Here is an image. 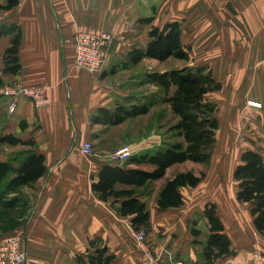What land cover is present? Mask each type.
Segmentation results:
<instances>
[{"label": "crops", "instance_id": "crops-1", "mask_svg": "<svg viewBox=\"0 0 264 264\" xmlns=\"http://www.w3.org/2000/svg\"><path fill=\"white\" fill-rule=\"evenodd\" d=\"M6 3L7 0H0V6ZM261 8L264 5L246 4L245 0H19L13 8L0 7V27L14 24L22 33L18 73L3 70V55L12 33L0 35V86L13 81L43 84L49 97L47 105L35 107L32 101L21 96L17 98L15 111L9 113V98L0 95V135L12 134L32 141V146L28 147L42 153L47 166L44 176L32 186L20 189L29 211L16 228L23 231L26 253L32 260L27 264H84L87 259L83 253L93 250L90 245L93 240L112 255L108 264L254 263L252 253L264 251V232L254 227L255 240L244 238L234 243L218 207L216 212L233 252L212 259L204 256L208 225L203 207L212 201L207 200L202 207L195 208L190 201L194 187H179L183 199L180 206L157 207L156 200L163 184L174 174L186 171L171 169L180 163L170 166L162 178L134 187V195L146 203L149 211V227L143 245L145 253L132 236L131 216L119 212L124 198L101 200L92 191L91 183L103 165L144 170L151 167L126 165L128 160L112 162L99 153L102 151L86 156L80 147L84 139H92L93 145L101 136L130 119L119 124L96 122L94 118L100 109L113 110L118 105L147 101L142 91L147 90L149 83L146 69L149 63L155 68L153 72L176 67L164 68L161 64L175 59L171 57L164 61L148 57L134 63L130 61L135 48L145 47L151 25L178 21L184 46L186 39L204 38L201 36L204 33L217 40L238 38L229 35L230 30L241 36L230 26L228 28V24L243 20L251 23V28L256 27L253 31L256 39H264V35H260L264 34V28L260 27V16H264ZM148 17H151L150 22L144 20ZM77 31L111 33L113 42L103 72L90 74L74 64L73 35ZM195 31L200 35L195 36ZM255 86L262 97V103L257 101L260 105L256 107L264 111V79L256 81ZM153 142L158 146L147 144L143 146L146 149L133 155L163 147L158 140ZM122 144V141L114 142L113 149ZM25 148V145L0 144L1 150ZM125 187L129 186L117 185V188ZM237 203L249 209L247 203Z\"/></svg>", "mask_w": 264, "mask_h": 264}, {"label": "trees", "instance_id": "trees-1", "mask_svg": "<svg viewBox=\"0 0 264 264\" xmlns=\"http://www.w3.org/2000/svg\"><path fill=\"white\" fill-rule=\"evenodd\" d=\"M19 0H7L0 6L10 9ZM151 21V17L146 19ZM12 33L10 45L5 49L3 62L5 72L18 73L20 62L18 57L21 43V29L14 24L0 27V35ZM130 55L131 62H137L142 57L164 61L168 58L181 60L189 59L187 47L181 41V27L178 21H167L162 25H151L148 29V40L142 50H135ZM204 67L172 68L160 73H153L152 81L161 87L164 101L177 116L173 125L176 135L182 138L165 147H160L154 153L143 152L132 155L127 164L148 165L150 170L131 168L126 166L103 165L96 178L91 183V189L101 200L108 198H124L120 202L121 215H130L133 231L144 230L149 227V211L146 203L135 196V188L145 185L148 181L162 178L166 170L176 163L187 160L207 163L210 151L215 143V132L218 128L217 120L211 116L214 106L204 100L205 95L220 88L210 71ZM152 106L151 101H144L129 106L118 105L113 110L100 109L94 120L108 124H119L128 118L146 114ZM0 144L10 146H26L8 159L0 157V235L8 233L18 227L27 216L29 205L24 198L23 186H32L40 177L46 174L47 166L42 153L36 152L28 146L32 141L21 140L12 134L0 135ZM233 178L237 183L235 199L249 205L252 224L259 232H264V157L256 150L247 149L240 154L239 162L233 169ZM203 173L196 174L186 170L174 174L159 190L156 200L159 209L178 207L183 203L179 187H195ZM129 186L117 188V185ZM203 215L208 225V235L203 248L207 259L216 258L223 254H231V241L224 233V225L216 212L212 202L205 203ZM193 230V229H192ZM194 231V230H193ZM194 232H198L197 230ZM93 240L85 253L87 261L84 264H108L112 255L106 248L99 246Z\"/></svg>", "mask_w": 264, "mask_h": 264}, {"label": "rangeland", "instance_id": "rangeland-1", "mask_svg": "<svg viewBox=\"0 0 264 264\" xmlns=\"http://www.w3.org/2000/svg\"><path fill=\"white\" fill-rule=\"evenodd\" d=\"M252 2L254 5L260 4V7L264 5V0H245L246 4ZM263 9H260L261 13ZM260 22V27L264 28V16H260ZM229 26L241 36L229 30V35L238 38L211 39L208 37L211 36L209 33L201 35L204 38H188L185 40V47L189 52L188 60L172 59L161 64L164 68L173 65L175 68L202 66L205 72L210 71L214 80L220 83L218 90L208 92L204 98L206 102L213 104L214 111L211 116L218 123L209 161L200 163L187 160L171 169H190L196 174H204L203 179L192 189L191 204L200 208L207 200L215 203L232 241L239 243L244 238L255 240V228L249 209L247 205L239 204L235 200L237 183L232 173L244 150H257L264 154V111L249 104V99L262 103V97L255 85L256 81L264 79V39H256V27L251 28V23L245 20L242 23L233 21L228 24V28ZM194 35L200 34L195 31ZM111 45L112 43L110 48ZM146 69L149 83L142 95L152 102V108L146 114L128 119L112 132H104L105 135L92 145V154H105L107 158L115 150L114 142L119 141L123 142L119 147L129 145L133 147L135 154L146 149L143 146L147 144L157 147L154 140H158L163 147L178 140L182 141L173 128L177 116L164 101L161 87L151 80L153 73L160 72H153L155 68L150 63ZM100 129L102 131V127ZM98 132L100 131L96 130ZM90 141L93 143L92 139ZM16 152L0 149V156L13 157ZM154 152L155 150L149 153ZM255 253H252L253 257Z\"/></svg>", "mask_w": 264, "mask_h": 264}, {"label": "built area", "instance_id": "built-area-1", "mask_svg": "<svg viewBox=\"0 0 264 264\" xmlns=\"http://www.w3.org/2000/svg\"><path fill=\"white\" fill-rule=\"evenodd\" d=\"M111 42L112 36L109 32H75L73 35L74 64L90 74L103 72L109 59ZM0 95L9 98V113L15 111L17 98L21 96L32 101L35 107H42L49 103L46 87L38 83L23 84L18 81L5 83L0 86ZM80 151L83 155H92L91 141L84 140L81 143ZM133 152V147L125 145L111 152L107 159L112 162L126 161L133 155ZM132 236L137 245L146 253V248L143 245L147 233L144 230H139L134 231ZM254 257L253 264H264V251H257ZM28 262H32V260L27 256L22 230L14 228L8 233L0 235V264H27ZM153 264H158V262L154 261Z\"/></svg>", "mask_w": 264, "mask_h": 264}, {"label": "bare ground", "instance_id": "bare-ground-1", "mask_svg": "<svg viewBox=\"0 0 264 264\" xmlns=\"http://www.w3.org/2000/svg\"><path fill=\"white\" fill-rule=\"evenodd\" d=\"M251 102L249 103V104H251L252 106H254V107H256V106H259L260 104L259 103H257V101L256 100H252V99H249ZM84 140H86V139H84ZM83 140V141H84ZM82 141V142H83ZM93 153V152H92Z\"/></svg>", "mask_w": 264, "mask_h": 264}]
</instances>
